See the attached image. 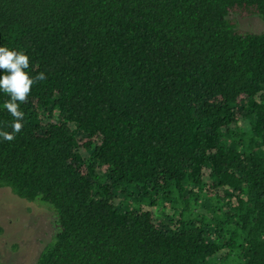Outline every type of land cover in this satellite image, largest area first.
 <instances>
[{
    "label": "trees",
    "instance_id": "trees-1",
    "mask_svg": "<svg viewBox=\"0 0 264 264\" xmlns=\"http://www.w3.org/2000/svg\"><path fill=\"white\" fill-rule=\"evenodd\" d=\"M0 46L46 76L0 139L35 264H264V0H0Z\"/></svg>",
    "mask_w": 264,
    "mask_h": 264
},
{
    "label": "rangeland",
    "instance_id": "rangeland-1",
    "mask_svg": "<svg viewBox=\"0 0 264 264\" xmlns=\"http://www.w3.org/2000/svg\"><path fill=\"white\" fill-rule=\"evenodd\" d=\"M228 17L239 30L260 33L263 29L259 17ZM56 231L55 216L47 205L0 188V264H35Z\"/></svg>",
    "mask_w": 264,
    "mask_h": 264
},
{
    "label": "clouds",
    "instance_id": "clouds-1",
    "mask_svg": "<svg viewBox=\"0 0 264 264\" xmlns=\"http://www.w3.org/2000/svg\"><path fill=\"white\" fill-rule=\"evenodd\" d=\"M29 67L30 57L25 52L0 46V93L9 97L3 107L14 118L11 132L0 131V139L12 141L21 132L24 119L21 105L27 100L33 85L46 79L43 72L32 76Z\"/></svg>",
    "mask_w": 264,
    "mask_h": 264
}]
</instances>
